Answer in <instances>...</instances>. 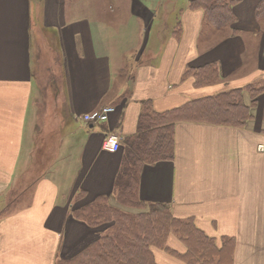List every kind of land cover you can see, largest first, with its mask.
Instances as JSON below:
<instances>
[{
	"label": "crops",
	"instance_id": "1",
	"mask_svg": "<svg viewBox=\"0 0 264 264\" xmlns=\"http://www.w3.org/2000/svg\"><path fill=\"white\" fill-rule=\"evenodd\" d=\"M193 1L0 0V264H58L82 254L104 234L74 211L100 197L117 206L116 179L142 134L141 115L234 89L244 90L248 122L177 121L174 158L145 164L137 194L227 247L213 264H264V93L254 98L247 89L264 86L261 0H240L236 22L221 30ZM211 64L220 75L214 84L186 76ZM41 80L58 82L51 115ZM105 106L114 108L106 122L83 121ZM111 132L122 138L116 153L103 149ZM47 139L55 149L37 145ZM45 153L55 161L29 184L34 159ZM167 245L152 249L157 264H189L175 232Z\"/></svg>",
	"mask_w": 264,
	"mask_h": 264
},
{
	"label": "trees",
	"instance_id": "2",
	"mask_svg": "<svg viewBox=\"0 0 264 264\" xmlns=\"http://www.w3.org/2000/svg\"><path fill=\"white\" fill-rule=\"evenodd\" d=\"M240 0H195L192 9H202L207 22L216 29H224L236 22L235 5ZM256 17L264 22V0L256 8ZM177 27L176 35L179 33ZM196 85H210L219 80L216 64L189 71ZM264 85V84H263ZM247 89L254 98L264 93V86ZM243 89L192 101L164 114L146 110L139 121L142 132L127 150L115 183L114 195L122 206L138 210L135 214L113 206L108 197H100L91 204L74 211V217L96 228L103 223L115 222L114 232L104 234L96 243L72 260L58 264H157L152 249L170 250L167 242L175 232L188 246L182 257L189 264H213L217 257H227V247L219 250L213 239L203 234L191 221L172 217L167 205L145 204L138 199L139 175L145 164H154L174 158V124L180 120L202 121L217 125L244 126L251 118L243 103ZM224 251H226L224 255Z\"/></svg>",
	"mask_w": 264,
	"mask_h": 264
},
{
	"label": "rangeland",
	"instance_id": "3",
	"mask_svg": "<svg viewBox=\"0 0 264 264\" xmlns=\"http://www.w3.org/2000/svg\"><path fill=\"white\" fill-rule=\"evenodd\" d=\"M42 81V80H41ZM49 86L47 87L46 84L44 83L43 84V81H42V98L44 99V102L46 103V109H47V106L49 107V110L47 113H49V115H51V107H52V110L55 111L54 109V106H55V102H56V99H57V96L56 93V90L57 88L59 89L58 87V82L56 80H50L49 81ZM52 91H51V90ZM56 112V111H55ZM51 123H53L52 121H50V125H48V129H47V132L49 135V137L53 136L51 133H50V126H51ZM52 127H55V124L52 125ZM55 129V128H54ZM40 137H36L35 140H38ZM53 139H55V137H53ZM48 142H44V143H39L37 145L39 146H42V145H47V146H51L52 147V150L56 148V140L54 142H52L50 139H47ZM51 141V143H50ZM55 160L52 158H50V155L49 153H45L44 157L41 158V159H34V162L32 164L33 168H32V171L31 169L29 171H31L30 173L27 174V178H28V181H29V184L31 181H34V179L36 177H38V174H40L41 170H46L50 165L52 166V163L54 162ZM26 181V180H25ZM26 185H28V183H26ZM115 206V205H113ZM115 207H118L120 210H122L123 212H128L130 214H135L137 212L136 209L134 208H130V207H126V206H122L121 204L117 203V206ZM92 228V227H91ZM100 229L101 230V234H109V233H112L114 232L115 228H116V224L115 222H107V223H103L101 224L100 226L96 227V229Z\"/></svg>",
	"mask_w": 264,
	"mask_h": 264
},
{
	"label": "built area",
	"instance_id": "4",
	"mask_svg": "<svg viewBox=\"0 0 264 264\" xmlns=\"http://www.w3.org/2000/svg\"><path fill=\"white\" fill-rule=\"evenodd\" d=\"M114 108L111 106H105L94 112L85 114L83 121L87 124H102L109 119V115L113 112ZM122 138L118 132L109 133L103 143V149L110 153H116L121 149Z\"/></svg>",
	"mask_w": 264,
	"mask_h": 264
}]
</instances>
